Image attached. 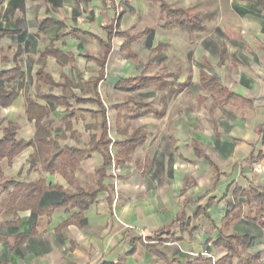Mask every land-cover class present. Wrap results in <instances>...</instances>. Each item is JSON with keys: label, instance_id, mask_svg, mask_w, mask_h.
<instances>
[{"label": "crops", "instance_id": "crops-1", "mask_svg": "<svg viewBox=\"0 0 264 264\" xmlns=\"http://www.w3.org/2000/svg\"><path fill=\"white\" fill-rule=\"evenodd\" d=\"M163 4L177 11L176 14H167ZM118 5L126 10L121 18L117 17ZM151 5L169 17L167 26L163 27L167 32L176 31L178 25L185 27L184 36L170 33L167 40L158 39V47L169 41L186 57L203 61L204 66L198 67L197 86L201 88L198 95L210 93L200 82V73L205 71L228 91L250 103L239 99L219 105L216 97L218 106L214 113H209L204 105L194 113L193 103H197L192 98L194 83L186 71L179 75L182 69L174 67L168 72L169 78L178 81L167 88L169 97L162 100L166 109L156 111L154 105L161 101L162 75H125L134 40L129 34L134 27L129 12H146ZM46 19L60 22L64 28L55 25L40 32L39 22ZM116 19L117 31L122 36L113 39L105 77L99 86L107 109L108 139L112 141L108 149L113 159L101 192L94 205L84 212L80 224L63 226L79 213L76 209L59 208L50 217L36 216L31 210L9 215L6 207L9 197L2 186L5 179L26 184L36 182L39 187L67 189L69 185L58 173L41 169L34 148L24 150L11 163L7 159L1 161L0 237L6 238L7 243H0V264H165L145 245L168 229L173 236L183 239L158 246L173 264L192 263L199 257L202 262L211 260L216 264L227 251L213 243L232 233L249 234L252 239L243 255L260 253V263L264 264V226L256 219L259 212L254 203L248 205L240 200L243 205L240 216L230 227L222 229L226 215L238 202L232 192L228 193L230 187L264 190V159H258L264 154L258 133V128L264 125V0H0V31L6 33L0 43L10 50L4 55L0 48V73L16 65L23 73L22 79L9 84L3 82L4 86L18 91L19 97L9 108H0V124L18 123L14 125L18 127L16 139L33 140L35 127L26 115V96L35 98L37 92L62 93L60 89L38 84L37 72L43 69L56 82L66 76L77 83L78 72L85 82L97 78L100 68L87 57H99L101 47L96 38L107 41L105 28ZM125 41L131 43L127 51L122 48ZM177 43L181 45L177 47ZM50 46L68 54L71 63L61 67L55 58L43 57ZM92 48L94 53L90 52ZM19 51L21 54L16 57ZM141 75L156 79L150 88L135 93L142 94L144 100L139 103L148 105L147 108L134 111L138 102L106 103L103 92L113 99L122 93L132 94L118 91L116 86L120 80ZM31 77L37 85L36 92L29 90ZM38 103L48 105L41 100ZM124 105L132 106L130 110L139 115L137 118L133 115L126 126L121 122ZM50 109L46 120L50 125L59 116L65 123L71 114L64 107ZM74 109L76 118L72 123L77 136L68 132V139L60 141V145L76 147L85 153L76 177L81 188L97 189L104 147L98 150L90 144L91 136L96 135L99 140L101 131L88 127L101 120L82 112L96 111L93 105H74ZM6 125L0 127V139ZM133 129L141 130L146 137L135 146L129 145L124 135L125 132L130 135ZM197 151L210 157L224 176L216 180L209 162L205 157L199 158ZM116 168L120 169L118 175L114 172ZM61 199L59 192L45 190L39 208L59 203ZM198 207L207 216L195 217ZM183 210L191 219V229H195L191 237L175 224ZM163 239L170 241L171 237ZM240 263L239 259L234 262Z\"/></svg>", "mask_w": 264, "mask_h": 264}, {"label": "trees", "instance_id": "trees-1", "mask_svg": "<svg viewBox=\"0 0 264 264\" xmlns=\"http://www.w3.org/2000/svg\"><path fill=\"white\" fill-rule=\"evenodd\" d=\"M163 6L165 5L163 4ZM165 11L167 14H176L177 12L168 9L166 6ZM117 20L118 19H116L113 24L105 28L107 41H102L101 39L96 38L101 47L99 57H87L88 61L95 62L100 68L97 73V78H93L85 82L81 73L78 72L77 83L71 82L66 76L62 77L61 82H56L53 77L46 73L43 69L37 72L36 77L38 84L47 85L51 89H60L62 93L60 95H54L52 93L46 94L37 92L35 98H32L29 95L26 96V115L28 121L33 123L35 127V136L33 140L29 142L17 140L16 136L18 127L14 126L12 123H7L6 121H3L0 124V127L7 124L3 129V136L0 139V162L7 159L8 162L11 163L12 160L24 150L34 148L35 155L40 161L41 169L45 172L58 173L69 185V188L67 189L59 186L39 187V184L36 182L26 184L17 182L13 179H5L2 186H4V190L7 192L9 197L8 203L6 204V207L9 210V215L16 216L18 212L31 210L36 216L46 215L50 217L52 213L59 208H67L68 211L74 209L78 210V214H74L70 220L64 223L63 226L66 227L73 223L80 224L83 220L84 212L89 210L96 202L98 195L101 192V185L106 177L107 168L113 164V159L108 149L112 141L108 139L109 127L107 109L102 102L101 95L99 93V86L105 77L106 63L112 50L113 39L122 36V34L117 31ZM55 25H57L60 29L64 28L62 23L53 19L40 21L38 28L40 32H46V30ZM5 35V32L0 31V38ZM130 44V41L124 42L122 46L124 51L130 49ZM20 54L21 51L18 52L16 57H19ZM42 56L45 58H55L61 67L69 65L72 61V58L68 54L53 46H50ZM205 65H209L207 61H205ZM22 78L23 73L19 65H16V67L10 71L0 73V108H9L19 97L18 91L11 90L8 86H4L3 82L9 84L14 80ZM155 80L156 79L154 77L145 75L120 80L116 86V90L135 94L139 91L150 88ZM200 82L205 90L217 97V103L219 105H225L232 100L239 99L244 102H248L241 96L228 91V89L220 81L209 77L205 71H201L200 73ZM77 91L79 93H77ZM39 100L47 102L48 105L43 106L39 104ZM72 101L74 104L71 103ZM74 105H93L97 107L96 111L82 110V112L90 114L92 118L97 121L101 120L94 127H88L91 130L96 129L101 131L100 139L97 140V136L92 135L90 138V144L95 146L98 150H100L101 147H104V150L102 151L104 164L97 172L99 177L97 181V189L88 190L79 186L76 173L79 170L81 161L85 158V153L76 147L60 145V141L68 139L66 135L68 132H70L73 137L77 136L72 123V121L76 118ZM51 106L64 107L71 113L70 116L65 118L64 131L60 135H57L54 128L46 122L51 112ZM134 106V111L148 107V105L142 103H135ZM138 116L139 115L136 113L133 118H137ZM258 133L264 144V125L258 128ZM124 135L127 136V143L131 146H135L145 141L146 138L141 130L136 129H133L130 135H128L127 132H125ZM197 156L199 158H206L213 170L214 178L216 180L224 176L210 157L204 156L199 151H197ZM258 159L263 160L264 154H260ZM10 189H12L11 192ZM45 190H55L59 192L62 198L61 201L59 203L45 205L39 208L40 198ZM230 192H232L234 200L238 202L234 206L233 210L229 211L226 215L224 223L222 224V229L230 227L235 222L237 217L240 216L243 209V205L240 200H245L244 204L249 205L254 203L256 205L257 211L259 212L256 219L261 220V225L264 226V190L255 187H251L249 190H242L239 187L232 189V187H230L228 189V193ZM208 206H211L210 202L208 203ZM201 214L207 216V214L204 211H201V208L198 207L195 212V217H199ZM175 224L180 225L181 232L186 233L190 237L195 232V229H191L190 227L191 219L186 210H183L178 215ZM165 236H170V241H168V239H163ZM251 239L252 237L249 234L232 233L215 241L213 246L222 247L227 251V255L216 264H234L236 259L241 260L240 264H261L260 253L246 256L243 255L247 246L250 244ZM6 240V238L0 237V243H7ZM182 240L183 239L181 238L178 239L173 236L169 229L162 230L157 234L155 240H152L151 243L145 245V248L162 260L165 264H173L174 262H170L167 256L158 250V246L163 243L181 242ZM201 260V257H199L197 261L188 264H213L211 260H207L206 262H202Z\"/></svg>", "mask_w": 264, "mask_h": 264}, {"label": "rangeland", "instance_id": "rangeland-1", "mask_svg": "<svg viewBox=\"0 0 264 264\" xmlns=\"http://www.w3.org/2000/svg\"><path fill=\"white\" fill-rule=\"evenodd\" d=\"M155 5H151L146 12H140L139 14H136L135 12H129L131 14L132 19V25L134 27L129 31V34L131 37L134 38L132 43V56L128 57V71L125 74L126 76H132V75H138L140 73H144L146 75H162L163 83H162V91H161V101H157L156 105H154V108L156 111L163 112L166 109V105L163 103V99H168L169 92H168V86L171 83H175L178 81L175 79H170L169 77V71L174 70V67L177 69H182L179 75L182 74V72H187V75H190L191 81L194 83L193 86V94L192 98L197 99V103H193V110L194 113L196 110H200V107L204 105L209 111V113H214L217 108L216 103V96L212 93L205 94L204 96L198 95V93L201 91V88L197 86L199 81V75H198V67L204 66L203 61L201 60H194V57L188 56L186 57L184 53H181L178 48H174L173 43L168 41L165 45L162 47H158L157 41L160 38L162 41L167 40L168 35L170 33H174L177 36H184L185 34V27L178 25L176 31H169L167 32L166 29L163 27L167 26V23L169 21V17L165 14L163 10H157ZM125 8H123L121 5H118L117 8V17L121 18L122 13H124ZM128 12V11H127ZM167 36V37H166ZM181 44L177 43V47ZM0 48L2 49L3 54L8 55V52L10 51L7 46L0 43ZM95 49H90L91 53H94ZM125 56V55H124ZM125 61H123L124 64L127 63L126 58H124ZM175 69V70H176ZM30 89L31 92H36L37 85H35L33 78L30 79ZM164 88V89H163ZM150 95L152 94V90L150 92ZM147 95V94H146ZM145 96V94H144ZM103 97L106 103L108 104L110 101L114 102H143L142 94H119L116 98H112V96L109 95V93L103 92ZM153 102V101H152ZM153 106V104L151 103ZM151 106V107H152ZM122 108V115L123 120H121L122 124L124 126L130 124L131 117L135 115V112L130 110V107L132 106H123ZM112 112L109 110V119L111 121L112 127L114 126V122L111 118ZM64 121L62 120V117H57V119H54L51 126L54 128V131L56 134H61L64 131ZM14 125L18 126V123H14ZM81 130H83V124H80ZM151 127V126H150ZM119 168H116V170ZM257 169V167H256ZM115 170V171H116ZM120 170V169H119ZM114 171V172H115ZM261 172V170H258ZM116 174V172H115ZM120 174L117 173V175ZM1 183V181H0ZM251 209H248L250 211Z\"/></svg>", "mask_w": 264, "mask_h": 264}, {"label": "built area", "instance_id": "built-area-1", "mask_svg": "<svg viewBox=\"0 0 264 264\" xmlns=\"http://www.w3.org/2000/svg\"><path fill=\"white\" fill-rule=\"evenodd\" d=\"M115 172H116V174H117V173H119V172H120V170H119V169H117Z\"/></svg>", "mask_w": 264, "mask_h": 264}]
</instances>
